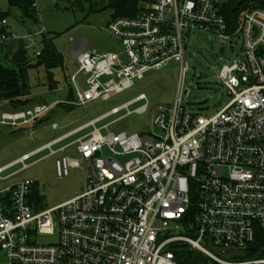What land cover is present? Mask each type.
<instances>
[{"label": "built area", "instance_id": "obj_1", "mask_svg": "<svg viewBox=\"0 0 264 264\" xmlns=\"http://www.w3.org/2000/svg\"><path fill=\"white\" fill-rule=\"evenodd\" d=\"M38 2L32 6L39 17ZM0 26L7 28L6 18ZM108 30L122 50L100 53L85 46L78 50V71L70 79L74 97L60 104L84 107L110 100L151 70L175 61L180 63V88L173 105L157 110L155 125L161 134L105 135L102 130L110 124L97 126L123 110L122 117L146 112L149 100L142 93L0 167V179L8 180L28 169L32 157L48 150L55 157L58 178L68 176L72 168L84 167L86 172L82 192L43 211H37L32 199L33 180L0 190V264H177L179 243L221 264H247L231 261V255L247 249L264 232V9L244 11L232 28L222 0H154L141 5L134 16L112 19ZM191 33L243 41L242 53L217 71L232 99L209 117L183 102L182 84L189 70L186 41ZM10 38L14 36L0 34V45ZM124 53L127 61L121 58ZM40 54L41 50L36 52ZM78 75L83 76V87ZM188 96L189 91L186 101ZM141 101L145 102L141 107L131 109ZM53 106L38 103L4 111L0 126L29 124L45 117ZM90 127L92 131L76 142L74 156L67 146L55 148ZM105 150L113 157H102ZM116 156L132 158L123 163ZM18 164L20 170L2 176ZM41 235L53 236L54 241L39 242ZM209 244L232 254L222 257Z\"/></svg>", "mask_w": 264, "mask_h": 264}, {"label": "rangeland", "instance_id": "obj_2", "mask_svg": "<svg viewBox=\"0 0 264 264\" xmlns=\"http://www.w3.org/2000/svg\"><path fill=\"white\" fill-rule=\"evenodd\" d=\"M35 1V0H32ZM74 0H39V22L35 23L26 18L16 6H11L8 0H0V11L7 13V33L13 35L0 45V62L12 68V56L23 44L29 45L27 52L35 56L42 49L43 35L52 38L63 55L64 65L53 70L54 79L58 82L56 89L48 86L46 68H32L29 70V82L32 86L33 98L28 105L45 103L54 104L45 119L36 125L33 122L24 127L0 126V167L17 160L23 154L31 152L37 147L71 132L92 119L108 113L114 107L127 103L140 94L147 95L149 100L148 110L144 113L126 114L123 110L117 115L110 116L97 124L103 127L110 124L109 129L102 133H146L160 135V129L155 125L157 110L160 106L173 105L180 88V63L170 61L160 70H151L144 78L135 82V85L122 93L114 95L107 101L91 102L84 107L73 106L68 111L61 102L69 99L72 90L71 77L78 71L76 52L83 46L87 51L97 50L100 53L119 52L122 44L109 30L108 24L112 20L113 10L103 5H97L95 0H83L82 7H75ZM144 1L142 5H144ZM44 28L45 32L41 33ZM29 36H32L30 39ZM73 39V41L71 40ZM35 40V44L32 41ZM85 41V43H84ZM243 41L240 38L222 40L218 35L208 33H191L187 36L185 61L189 70L184 76L182 84L183 102L195 113L212 116L224 108L232 99L229 90L223 88L222 81L217 78L224 63H229L242 53ZM83 76L78 75V85L83 87ZM189 91L188 100L186 94ZM33 103V104H32ZM59 103V104H58ZM145 102H137L131 106L132 110L141 107ZM21 102H11L0 99V113L16 110L21 107ZM122 117L121 119H119ZM58 125L57 129L53 124ZM93 127L87 128L65 139L57 146H67V151L75 155L78 139L86 136ZM45 150L28 162L33 163L28 169L19 171L8 180L0 179V190L22 180H33L38 185L41 202L37 204V211L54 208L84 190L86 172L84 167L72 168L70 174L58 178L55 171V157ZM102 157H113L105 150ZM132 157L116 156L120 162L125 163ZM22 168V164L15 165L3 172L6 177ZM54 237L41 235L39 242H53ZM212 250L222 257H229L232 252L223 254L219 249L209 244ZM229 255V256H228ZM231 261L236 262L231 259ZM3 262V260H2ZM263 261H248L243 263H262ZM264 263V262H263Z\"/></svg>", "mask_w": 264, "mask_h": 264}, {"label": "trees", "instance_id": "obj_3", "mask_svg": "<svg viewBox=\"0 0 264 264\" xmlns=\"http://www.w3.org/2000/svg\"><path fill=\"white\" fill-rule=\"evenodd\" d=\"M11 6L18 7L24 14V16L33 22H39L38 14L32 6V0H8ZM90 1L93 9V4ZM147 0H95L97 5L101 4L107 8L113 10L112 19L125 16H134L141 8V5ZM154 1V0H148ZM75 7H82L83 0H74ZM259 7L264 9V0H222V11L226 16L231 27L234 28L237 25L240 15L249 9ZM7 13L0 11V23L7 17ZM6 32V28L3 29L0 26V34ZM13 67H6L0 62V99L13 102H21V107L16 110L24 109L28 106L33 98L32 86L29 82V70L32 68H39L41 66L46 68L48 86L51 90H54L58 86V82L54 79L53 70L64 65L63 55L57 49L54 40L47 38L43 35L42 49L39 56H30L22 44L18 50L12 56ZM74 93L71 90L69 99H73ZM33 104V103H32ZM34 105V104H33ZM68 111L73 106H66ZM45 117L33 122L39 124ZM25 126V125H24ZM21 126V127H24ZM32 199L36 203L41 202V196L39 187L34 183ZM176 260L177 264H221L207 254L192 248L186 243H179L176 245ZM231 258L236 262H248V261H262L264 260V232H260L256 241L250 245L247 249L237 251L231 255ZM247 264H264V263H247Z\"/></svg>", "mask_w": 264, "mask_h": 264}, {"label": "water", "instance_id": "obj_4", "mask_svg": "<svg viewBox=\"0 0 264 264\" xmlns=\"http://www.w3.org/2000/svg\"><path fill=\"white\" fill-rule=\"evenodd\" d=\"M121 58H122L123 60L127 61V57H126V54H125V53L121 55Z\"/></svg>", "mask_w": 264, "mask_h": 264}, {"label": "crops", "instance_id": "obj_5", "mask_svg": "<svg viewBox=\"0 0 264 264\" xmlns=\"http://www.w3.org/2000/svg\"><path fill=\"white\" fill-rule=\"evenodd\" d=\"M10 111H12V110H10ZM33 122H35V121H33ZM26 125H27V124H26ZM23 126H24V125H23ZM20 127H21V126H20ZM35 149H36V148H35ZM35 149H34V150H35ZM32 151H33V150H32Z\"/></svg>", "mask_w": 264, "mask_h": 264}]
</instances>
